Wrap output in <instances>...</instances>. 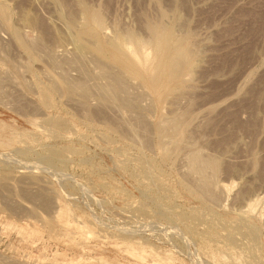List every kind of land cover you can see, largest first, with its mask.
Returning a JSON list of instances; mask_svg holds the SVG:
<instances>
[{"label":"rangeland","instance_id":"rangeland-1","mask_svg":"<svg viewBox=\"0 0 264 264\" xmlns=\"http://www.w3.org/2000/svg\"><path fill=\"white\" fill-rule=\"evenodd\" d=\"M0 264H264V0H0Z\"/></svg>","mask_w":264,"mask_h":264},{"label":"bare ground","instance_id":"bare-ground-1","mask_svg":"<svg viewBox=\"0 0 264 264\" xmlns=\"http://www.w3.org/2000/svg\"><path fill=\"white\" fill-rule=\"evenodd\" d=\"M113 44V43H112ZM116 44V43H115ZM139 47V46H138ZM126 49H128V48H126ZM140 50H141V48H140ZM140 50H138V51H140ZM141 51H144V48H142V50ZM129 52H132V50H129ZM133 52H135V51H133ZM132 52V53H133ZM127 53V52H126ZM144 53H145V51H144ZM130 54V53H129ZM129 54H127V55H129ZM135 54V53H134ZM134 54H131L133 57H136L137 58V56L138 55H134ZM143 54V52L141 53V55H140V53H139V55L140 56H143L142 55ZM144 56H145V54H144ZM148 56V55H147ZM146 57V56H145ZM144 57V58H145ZM132 59V58H131ZM147 59V58H146ZM137 60H140V59H137ZM141 61V60H140ZM145 62V61H144ZM144 62H142V63H144ZM136 63V62H135ZM141 62H139V64H140ZM141 63V64H142ZM146 64H147V62H146ZM144 65V64H143ZM141 66V65H140ZM144 66H146V65H144ZM148 66V65H147ZM144 70H145V68H144ZM56 207V206H55ZM57 207H59V206H57ZM63 208V207H62ZM58 211V215L60 216L62 213H64V212H62L63 210H61V209H59V210H57ZM64 211H65V209H64ZM57 215V216H58ZM65 215V214H64ZM57 216H56V218H57ZM62 217H63V215H62ZM58 220H59V218H57ZM61 219H63V218H61ZM64 220H66V221H68L65 217H64ZM59 222V221H58ZM61 222H63L62 220H61ZM64 224H65V222H64ZM68 225H69V223H68ZM67 226V225H66ZM71 226V225H70ZM74 226V225H73ZM84 226V225H83ZM75 227V226H74ZM84 227H86V226H84ZM80 228V227H79ZM84 230H85V228H84ZM88 237H90L89 235H88ZM139 257H140V255H138ZM142 258V257H141ZM139 260V259H138Z\"/></svg>","mask_w":264,"mask_h":264}]
</instances>
